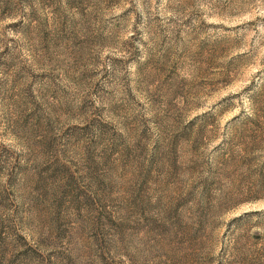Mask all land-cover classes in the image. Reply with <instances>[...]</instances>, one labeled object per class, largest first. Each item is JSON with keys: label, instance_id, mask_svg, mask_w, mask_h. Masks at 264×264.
Listing matches in <instances>:
<instances>
[{"label": "rangeland", "instance_id": "374dc122", "mask_svg": "<svg viewBox=\"0 0 264 264\" xmlns=\"http://www.w3.org/2000/svg\"><path fill=\"white\" fill-rule=\"evenodd\" d=\"M0 264H264V0H0Z\"/></svg>", "mask_w": 264, "mask_h": 264}]
</instances>
